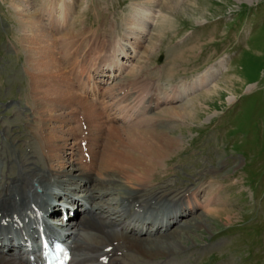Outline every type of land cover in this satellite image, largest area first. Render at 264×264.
I'll use <instances>...</instances> for the list:
<instances>
[{
	"label": "rangeland",
	"instance_id": "1",
	"mask_svg": "<svg viewBox=\"0 0 264 264\" xmlns=\"http://www.w3.org/2000/svg\"><path fill=\"white\" fill-rule=\"evenodd\" d=\"M43 1L0 0V154L11 157L15 168L21 160L27 163L33 159L39 147L31 124L35 122L34 101L38 97L32 91L30 74L34 71L21 17L25 11L42 16ZM159 1L143 3L157 11L151 18L146 15L142 19L136 30L142 36L139 40L131 36L132 32L128 34L131 17L136 16V22L140 16L134 12V0H75L74 5L84 15V23H78V28H83L80 35L71 38L57 30L51 32L55 38L52 48L81 92L93 86L95 66L105 58L101 54L108 51L109 45L121 44L126 53L119 48L120 53L124 57L130 54L122 61L131 66L125 67L127 73L118 71V78L113 79L108 72L103 79L109 81L100 83L99 91L104 94L101 100L110 103L124 100L117 95L121 88L130 91L135 86V94L129 92L128 96L133 100L130 96L153 89L151 82L157 87L155 92L160 86L159 94L163 96L171 85H182L204 74L212 76L201 85L205 87L193 90L189 96L163 101L149 111V116L162 119L157 126L160 129L171 128V123L165 121L171 107L185 106L196 116L180 118L173 130L181 139L180 149L163 156L153 143L149 157L132 140L138 153L143 152L159 165L148 176L152 177L150 192L175 195L190 190L198 194L201 207L172 226L183 246L150 260L133 250L124 253L132 264H164L170 260L174 263L168 264H264V0ZM201 17L204 20L199 23L194 20ZM45 25L48 30L49 24ZM97 27L99 36L92 33ZM118 79L121 85L114 91L110 86L117 85ZM58 82L66 83L64 78H58ZM171 88L167 93L172 92ZM232 95L236 98L230 103ZM148 98L145 95L144 99ZM81 119L88 124V132V121ZM120 122L113 123L121 127ZM78 123L76 120L75 126ZM132 127L133 139L149 138L152 127ZM83 132L87 137L89 132L86 134L84 128ZM7 168L6 162L2 169ZM131 183L125 189L134 190L141 184ZM115 187L116 193L106 196L105 204L121 209L118 199L125 189ZM60 210L55 213L60 214Z\"/></svg>",
	"mask_w": 264,
	"mask_h": 264
},
{
	"label": "bare ground",
	"instance_id": "2",
	"mask_svg": "<svg viewBox=\"0 0 264 264\" xmlns=\"http://www.w3.org/2000/svg\"><path fill=\"white\" fill-rule=\"evenodd\" d=\"M168 1L175 3L174 0L165 2L169 4ZM74 2L44 0L42 16L39 17L38 12L22 13L21 28L26 32L23 39L29 44L34 71L30 74L32 91L38 97L34 101L37 108L35 122L31 124L39 147L33 159L27 163L21 160L19 168L11 165V157L4 158L0 154V264H40V239L51 233L61 235L70 244L72 258L68 264H132L133 260L126 256L127 252L124 253L127 250L150 260L176 252L180 245L183 246L172 226L201 207L198 194H192L190 190L175 195L165 191L150 192L148 184L152 183V177L148 176L159 165L143 152L150 157L153 143L163 156H170L181 148V139L173 130L180 118L195 119L196 116L191 115L185 106L171 107L165 119L171 123V128L160 129L157 126L162 119L149 116V111L163 101L167 103L184 98L193 90L205 87L201 85L211 80V74L200 75L172 88L171 85L163 96H160V86L159 92H155L157 87L151 81L148 82L154 87L151 89L153 92L147 90L144 95L142 92L130 96L134 97L133 100H128V96L129 92L135 94V86H131L133 89L130 91L121 88L117 95L120 94L124 100L110 103L101 100L104 94L99 91L102 87L100 83L109 81L103 79L108 72L111 78L117 79L118 71L123 72L129 66L124 64L127 61L122 62L123 59L130 57V54L124 57L119 50L125 53L126 50L115 43L109 45L108 51L102 52L105 58L101 56L103 59L95 66L94 77L91 76V80L95 78L93 86L84 84L87 89L85 93L83 87V94L66 74V68H62L64 65L61 66L56 50L52 48L55 38L51 32L57 30L64 37L75 38L83 29L78 28V23H84V15L81 9L77 10ZM146 2L155 3V0H134V12L140 16L136 22V16L129 18L132 21L128 34L132 32L131 36H137L138 40L142 36L136 30L141 26L142 19L146 15V18H151L157 11L146 8L143 5ZM171 7H177V4ZM44 19L51 31L47 30ZM194 20L199 23L204 19ZM92 33L99 36L98 27ZM58 78H64L66 83L58 82ZM119 82L118 79L117 85L109 86L115 91L121 85ZM170 88L172 92L167 93ZM145 95L149 98L144 99ZM91 96L94 98L91 99ZM235 98L232 95L228 101L231 103ZM60 110L63 111L57 113ZM108 112H112L111 116H107ZM83 117L89 123L87 137H84L83 128L87 134L88 124L81 119ZM119 119L123 122L121 127L113 123H121ZM76 120L79 122L77 126ZM130 124L145 125L146 129L152 127L148 130L149 138L141 140L140 136V140L133 139L131 130L134 127ZM132 140L134 146L139 145L144 151L138 153L139 148L133 147ZM6 162L8 168L5 170L2 167ZM129 182L141 184L134 190L125 189ZM116 185L125 189L121 191L120 199L117 198L121 209L105 204L106 196L116 193ZM57 205L60 209L66 205V219L63 212L58 217L55 215L59 208ZM168 263L174 262L170 260L164 264Z\"/></svg>",
	"mask_w": 264,
	"mask_h": 264
}]
</instances>
